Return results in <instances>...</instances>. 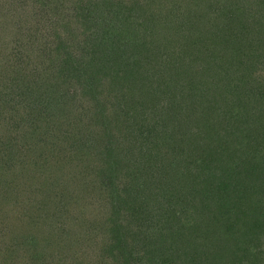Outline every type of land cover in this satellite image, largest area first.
Returning a JSON list of instances; mask_svg holds the SVG:
<instances>
[{"label":"trees","instance_id":"1","mask_svg":"<svg viewBox=\"0 0 264 264\" xmlns=\"http://www.w3.org/2000/svg\"><path fill=\"white\" fill-rule=\"evenodd\" d=\"M0 264H264V0H0Z\"/></svg>","mask_w":264,"mask_h":264},{"label":"rangeland","instance_id":"2","mask_svg":"<svg viewBox=\"0 0 264 264\" xmlns=\"http://www.w3.org/2000/svg\"><path fill=\"white\" fill-rule=\"evenodd\" d=\"M246 19H247V18H246ZM248 27L251 28V29H254L253 24H251V25L248 26ZM120 124H121V123H120ZM122 125H123V124H121V127L124 126V125H123V126H122ZM122 129H123V128H122ZM119 143H120L121 145H123V143H122V139H121V138L119 139ZM71 222L73 223V220H70V219L67 220V223H68V224H70ZM12 241H13V240H10V241L7 240V242H10V243H11Z\"/></svg>","mask_w":264,"mask_h":264}]
</instances>
